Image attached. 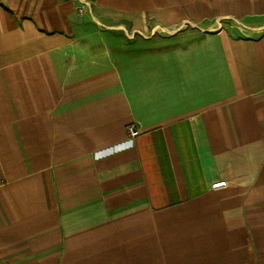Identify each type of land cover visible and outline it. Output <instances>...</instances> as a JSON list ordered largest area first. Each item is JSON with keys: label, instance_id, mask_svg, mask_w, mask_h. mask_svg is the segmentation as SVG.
<instances>
[{"label": "crops", "instance_id": "0c3cea01", "mask_svg": "<svg viewBox=\"0 0 264 264\" xmlns=\"http://www.w3.org/2000/svg\"><path fill=\"white\" fill-rule=\"evenodd\" d=\"M0 264H264V0H0Z\"/></svg>", "mask_w": 264, "mask_h": 264}, {"label": "built area", "instance_id": "2783aa9c", "mask_svg": "<svg viewBox=\"0 0 264 264\" xmlns=\"http://www.w3.org/2000/svg\"><path fill=\"white\" fill-rule=\"evenodd\" d=\"M128 131H129L130 135H134L136 133L135 129H133L132 126L128 127Z\"/></svg>", "mask_w": 264, "mask_h": 264}]
</instances>
